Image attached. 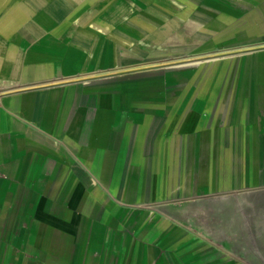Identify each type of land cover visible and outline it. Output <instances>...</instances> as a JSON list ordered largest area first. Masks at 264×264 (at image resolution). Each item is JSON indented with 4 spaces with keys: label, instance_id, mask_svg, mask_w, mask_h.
Masks as SVG:
<instances>
[{
    "label": "crops",
    "instance_id": "1",
    "mask_svg": "<svg viewBox=\"0 0 264 264\" xmlns=\"http://www.w3.org/2000/svg\"><path fill=\"white\" fill-rule=\"evenodd\" d=\"M0 264H264V0H0Z\"/></svg>",
    "mask_w": 264,
    "mask_h": 264
},
{
    "label": "rangeland",
    "instance_id": "2",
    "mask_svg": "<svg viewBox=\"0 0 264 264\" xmlns=\"http://www.w3.org/2000/svg\"><path fill=\"white\" fill-rule=\"evenodd\" d=\"M249 215H250V213H249ZM254 220H255V218H252V219H251V222H252V224H253V225H251V226H252V230L254 229V227H255L254 224L256 223Z\"/></svg>",
    "mask_w": 264,
    "mask_h": 264
}]
</instances>
